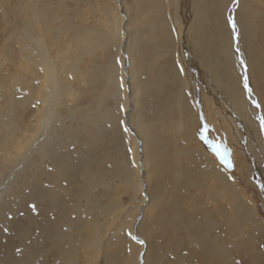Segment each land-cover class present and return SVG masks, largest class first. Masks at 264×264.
I'll return each mask as SVG.
<instances>
[{"label":"rangeland","instance_id":"374dc122","mask_svg":"<svg viewBox=\"0 0 264 264\" xmlns=\"http://www.w3.org/2000/svg\"><path fill=\"white\" fill-rule=\"evenodd\" d=\"M163 1L164 15L158 22L168 27L170 49L156 55L141 75L153 84L147 108L140 90L137 93L138 110L147 113L157 130V143L148 150L154 206L142 230L145 233L149 222L155 225L146 237L148 264H264V129L258 119L264 114V0H243L239 27L245 57L229 43L233 37L236 45L228 22L229 15L236 16L234 0L207 3V26L215 29L219 41H228L219 58L221 72L243 99L242 114L235 112L216 80V71L206 64L210 59L188 40L195 21V0ZM125 3L133 29L140 25L142 47L158 45L153 40L155 31L139 23L144 17L137 13L136 1ZM45 4L49 5L48 16L37 24L30 8L40 10ZM112 7V0H0V264H134L141 249L128 235L141 195L119 174V170L130 169L132 179L136 178L134 142L120 118L123 104L119 105L102 77L105 69L119 67L117 41L103 46L91 41L92 50L78 52L74 69H66L68 58L76 54L73 39L77 32L106 26V12ZM33 37L47 46L63 77L53 120L45 128L39 127L37 114L46 90L45 73L33 62ZM133 49L137 65L136 40ZM242 57L254 69L251 80L255 84L249 78L251 99L243 85ZM174 73L178 76L175 87L154 84L158 76ZM169 90L178 103L171 114L158 106L159 99L169 100ZM252 100L261 107L257 109ZM99 108L115 109L119 116L117 128L101 136L86 119L97 116ZM243 116L254 129L252 133ZM205 123L208 139L230 150L233 168L222 165L201 140ZM50 129L57 140L52 156L44 155L39 147ZM171 136L175 137L169 141ZM170 146L175 148L178 171L189 164L193 169L191 187L184 185L187 181L182 177L169 182L168 174L161 172L165 149ZM196 149L207 152L215 162L208 163L206 157L192 161ZM64 166L70 168L69 176L62 174ZM93 169L101 176L93 178L90 187ZM161 218L171 227L166 239L154 223H162ZM202 237L213 240L212 250L197 240Z\"/></svg>","mask_w":264,"mask_h":264},{"label":"bare ground","instance_id":"6f19581e","mask_svg":"<svg viewBox=\"0 0 264 264\" xmlns=\"http://www.w3.org/2000/svg\"><path fill=\"white\" fill-rule=\"evenodd\" d=\"M135 1L137 5V13L141 15L142 17H144V19L141 20L139 23H141V25H147L148 29H152L153 31H155L153 40L159 41L158 42L159 44L155 42L158 45H155L153 43L154 45L152 47L146 48V49L143 48L142 42H144V39L142 36V32L139 29L140 25L139 27L137 26L136 30L133 29V18L131 14L129 13V11L127 10L125 0H112L114 7H112V9H109L106 12V22H107L106 26L99 27L96 29L84 28L77 32L76 37L73 39L75 43V49H76L75 53L76 54L71 55L68 58L69 62L68 61L66 62L67 63L66 69H70V70L74 69L75 62L79 60L78 52H88V51L90 52L92 50V45L90 44L91 41L96 42L97 46H103L105 45V43L117 41V57L119 59V63H118L119 67H117V64H115V66L113 65L112 67L108 66L109 68L105 69L103 71L104 73L102 72L103 73L102 77H104L106 83L110 87H112L111 93L112 95L115 94L117 96V98L116 97L115 98L118 100L119 105L123 104V110L121 111L120 118L123 122L124 128L128 129L127 130L128 135L132 138L134 142L133 160H134L135 167L137 169L136 178L134 177L135 179H132L130 169L119 170V174L122 177H124L125 180L130 183V185L134 186L135 189H137V191L141 195V198H140L141 200L138 206L139 212H138L137 217L132 223L130 233L134 236H137L139 240L144 241V243L141 244L137 240H133L131 238L133 244H139L141 246V249L137 251V256H136L134 264H148L147 260L149 257V246L146 241V237L149 236L151 233H153L155 229L154 227L155 225H153V222L148 221L149 222L148 226L150 227L145 229V233L142 230H143L144 224L146 223L145 221L147 220V215L149 211L151 210V208L154 206V202L150 196V185H149L150 176L148 172V164H149L148 163V158H149L148 150H149L150 145H155L157 143V140L155 138L157 130L154 127V125L152 126L151 122H149V119L147 118V113L142 115V112L138 110L137 93L140 90L141 94L144 97L143 106L147 108V106L149 105L148 95L152 93L153 84L149 83L145 79H141V75L147 69V67H149V64L152 63L156 55H159L163 51H167L170 49V46H169L170 37H169V33L167 32L168 27H166V23L160 24L158 22V19H160L164 15V1L163 0H135ZM208 2L210 1L209 0H195V7H194V18H195L194 20L195 21H194L193 27L191 26L192 30L190 31L188 30L189 31L187 35L189 37L188 40H190L191 43L203 54L206 60H208V58L210 59L209 63H206V64L209 67H211V69L213 67L214 71H216V74H215L216 80L220 84V86L223 88L225 93L229 96L230 103L233 109L235 110V112L242 114L241 104L245 105V103L243 102V99L241 97H238L237 93L234 91L235 89L232 87L233 85L229 83L230 81L228 82L227 79L222 76L221 62L219 58L221 57L220 55L225 52V49H226L225 47L227 46L228 41L226 39L223 41H219V36L217 35V32L215 31V29L207 26L208 24L207 19L209 15L208 13L210 12L209 5L207 4ZM242 4H243V0H239V4L236 7L237 11L235 13L236 14L235 19H236L237 26L239 29V41L238 42L236 41V45H235V41L233 40V37H232V41L229 43H231L232 45L231 46L232 50L234 49L235 46L236 48L239 47L240 54H243V56L245 57L246 53L244 54V52L242 53V51L246 45L244 46L243 44L244 40L242 39L243 37L241 38L242 34L240 32L242 30H240V27H239V15L242 9ZM30 9L32 11V16H33L34 21L37 24H39V22L47 18L48 12H49V5L45 4L40 10L35 8L34 6L31 7ZM261 13L263 14V12ZM256 27L254 26V28ZM253 33L255 34V32ZM135 40H136V43L138 44V50H139L138 51L139 62L137 65L135 62V53L133 52ZM32 41L34 43V46L32 47V56L34 57L33 62L36 65H38L45 73L44 82H45L46 90H45L44 95L42 96V99H39V101L41 102L42 100V102H41V105H39V110L37 112V114H39V119H38L39 127L45 128L46 125H48L49 122L53 120L52 117L54 113V105L57 99L59 98L62 87H64V85L62 84L63 77H62V73H61L59 65L55 63L53 59L49 56L47 46H45L40 40V38L38 37H33ZM257 54L255 53V56ZM247 57L246 59H248ZM215 59L217 60L218 63L215 61ZM244 62L247 65V76H249L248 78H250V81L252 83L251 85H253L255 84L253 83L254 78H253V81L251 80L252 78L251 76L253 75V71H254L253 66L250 64L248 60L246 61L244 60ZM258 63H261V61ZM257 69L261 70V68H259L258 66H257ZM177 78L178 76L175 75V73L172 74L171 76H167V75L158 76L157 81L154 84H156V86L167 84V85H170L171 87L172 86L175 87V84L177 83ZM39 89L40 88L37 86H35L33 89L34 92L37 94V96H40ZM173 94H174L173 90L172 91L169 90V100L167 99L158 100V106L164 112H167L169 114H171L173 110L172 109L173 105L178 104L177 98L173 97ZM99 109L101 110L102 108H99ZM118 117L119 116L115 112V109L114 110L104 109V110H101L97 116L87 117L86 119L89 120L92 126L96 127L97 136H101L103 133H105L106 130H109V128H114V129L117 128L119 124V121L117 120ZM243 118L244 119H242V121L244 120L243 123L245 124L246 129L250 133H252L253 132L252 130L254 129L252 128L251 130L248 127L250 126V123L247 122V119L244 116ZM255 124L256 123H254V125ZM173 135H174V132H173ZM173 138L171 136L168 140L169 141L171 139L173 140ZM178 140L177 142L179 143ZM97 141L99 142V140ZM56 143H57V140L54 137L53 130L50 129V130H47V135L44 141H42V143L39 145V147L42 149L44 155L52 156L55 150ZM174 149L175 148L173 146H170L168 149H165L166 152L163 155V157H165L166 163L160 167L161 172L168 174L169 182L174 183L176 181L175 179L177 178L180 179V177H182L183 179L187 181L186 182L187 184H184V185L186 186L188 185L189 187H191L192 184H194L195 182L193 180L194 171L189 164L191 158H193L192 161H194V159L197 160L199 158L205 160V157H206V161L210 164H213L214 158H212L211 156L210 158L209 155H207L208 153L205 152L204 150L196 149L197 151L195 150V153L193 154L191 153L192 157L191 158L188 157L189 163L187 164L189 165L186 167V169L182 170L181 169L182 167H180V170L178 171V166H177L178 161L175 160L176 154L174 153L175 152ZM180 151L182 153L184 152L182 150L181 145H180ZM257 151H258V148H257ZM208 158L210 159V161ZM189 167L192 170L189 169ZM69 169L70 168L68 166H64L62 168V174L64 176H67V175L69 176V172H70ZM97 171H94V169L90 170V174H91L90 176L91 181L89 183L90 187L94 185L92 181L93 178L101 176L100 175L101 173L98 174ZM174 187H175V184H174ZM183 188H185V186ZM183 190L184 189H182L180 192H182ZM161 222L162 223H160L159 221H155L154 223H157L159 225L157 229L160 230V234L163 236L164 239H166V236L168 235V232L171 227L168 225V222H166L165 219L161 218ZM204 239L205 237L204 238L202 237L201 239H197V240L201 241V244L204 246V248L210 247V249H207V250H212L213 247L215 246L213 243V240L210 241V240H204Z\"/></svg>","mask_w":264,"mask_h":264},{"label":"snow or ice","instance_id":"6c2138e0","mask_svg":"<svg viewBox=\"0 0 264 264\" xmlns=\"http://www.w3.org/2000/svg\"><path fill=\"white\" fill-rule=\"evenodd\" d=\"M234 4L238 6L239 0H234ZM228 22L231 26L232 33L234 34V37H235L236 41L238 42L239 41V29L237 26L235 16L229 15L228 16ZM236 52L237 53L240 52L239 47L236 48ZM241 64L244 65V70H245V75L243 78V85H244V88L247 90L249 99H251L252 95H253V90L249 85V78L247 76V65L244 62L243 58H241ZM179 71L183 72V68L181 67L179 69ZM252 103L255 105V107L257 109H259L261 107L260 103L257 100H252ZM258 119L260 122V127L262 129H264V115H260L258 117ZM127 130L128 129L125 128V131H127ZM207 131H208V125H207V123H205L203 126V132L201 133V136H200L201 140H203L206 144H208L211 147L212 152L219 159V161L222 165H224L226 168H233L234 164L230 159V150L228 149V147L222 142L218 143L216 141L209 140L207 135H205V133H207ZM261 188H264V184L261 185ZM30 207L33 209V211L36 210L35 204L30 205ZM5 231H7V229H5ZM128 235H130L133 240H137L141 244L144 243V241L139 240V238L137 236H134L131 233H128ZM17 251H19V249H17ZM236 264H239V262H236Z\"/></svg>","mask_w":264,"mask_h":264},{"label":"water","instance_id":"95a60500","mask_svg":"<svg viewBox=\"0 0 264 264\" xmlns=\"http://www.w3.org/2000/svg\"><path fill=\"white\" fill-rule=\"evenodd\" d=\"M139 222V221H138Z\"/></svg>","mask_w":264,"mask_h":264}]
</instances>
